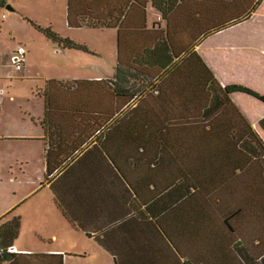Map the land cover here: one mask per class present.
Listing matches in <instances>:
<instances>
[{
  "label": "trees",
  "instance_id": "1",
  "mask_svg": "<svg viewBox=\"0 0 264 264\" xmlns=\"http://www.w3.org/2000/svg\"><path fill=\"white\" fill-rule=\"evenodd\" d=\"M261 2L68 0L69 27L117 28L120 57L114 79L48 81L42 91L49 139L45 180L85 158L96 133L120 171L118 165L131 155L121 156L114 146L120 126L134 120L138 142L161 148L160 154L134 157L180 168L186 186L181 225L202 229L204 244L181 256L185 264H264V141L231 99L242 92L264 102V95L242 85L223 86L194 49L202 38L247 19ZM6 3L0 0V7ZM149 3L162 14L164 27L156 22L157 28L148 29ZM37 27L65 48L84 49L50 27ZM64 88L71 96L60 101L55 93ZM260 124L264 130V118ZM157 223L179 225L177 218ZM19 233V217L0 226V264H49L47 254L6 251Z\"/></svg>",
  "mask_w": 264,
  "mask_h": 264
},
{
  "label": "crops",
  "instance_id": "2",
  "mask_svg": "<svg viewBox=\"0 0 264 264\" xmlns=\"http://www.w3.org/2000/svg\"><path fill=\"white\" fill-rule=\"evenodd\" d=\"M146 21L148 29L157 28L156 22L161 27L166 24L150 3ZM182 22L186 23V19ZM99 29L117 30L113 76L72 80L49 77L44 87L41 84L26 89L22 98L30 104L29 111L35 110L34 118L4 115V107L16 101L13 94L6 98L5 92L0 102V226L19 217L20 233L13 242L18 251L15 254H47L51 256L49 264H61L60 261L69 264L70 257L92 260L91 251L96 253L94 258H103V264H117V261L119 264H185L181 256L196 253L192 246L204 244L200 237L202 229L181 225V215L186 217V205L182 203L186 200V195L182 197L186 186L180 168L141 162L134 157V154L161 152V148H145L138 142V128L133 125L136 121L127 119L120 126L122 136L114 147L121 156L131 155L118 165L120 171L112 165L107 149L97 141L101 133H96L86 147L90 151L85 158H77L65 174L45 180L49 139L43 124L47 99L42 91L50 80L70 83L115 78L120 57L119 31ZM194 49L223 86L242 85L264 95V0L247 19L202 38ZM27 70L25 64L17 72L7 60L0 59V79L14 76L41 79L27 77ZM71 92L64 88L55 94L61 101L70 97ZM231 99L264 141L260 124L264 102L242 92L233 93ZM138 102L136 99L127 109ZM164 217L177 218L179 225L159 226L157 222ZM70 239L77 241L78 247L70 248ZM47 241L52 244L47 245ZM88 241L98 243L92 246L86 244Z\"/></svg>",
  "mask_w": 264,
  "mask_h": 264
},
{
  "label": "rangeland",
  "instance_id": "3",
  "mask_svg": "<svg viewBox=\"0 0 264 264\" xmlns=\"http://www.w3.org/2000/svg\"><path fill=\"white\" fill-rule=\"evenodd\" d=\"M66 2L67 0H7L5 6L0 7V57L3 61L7 60L15 71L21 72L14 65L13 59L21 47L25 48L27 55L22 70L26 64L27 77L41 78H1L0 87H4L6 98L11 94L16 97L15 102L4 107V115L34 118L35 110L29 111L30 104L23 100V93L26 89H35L41 84L44 87L49 77L72 80L114 75L117 62V30L87 26L81 29L69 28ZM37 26L50 27L61 38L69 39L84 49L65 50L63 43L55 42ZM96 242L88 241L86 244L93 246L98 243ZM69 243L72 244L70 248L78 247L77 241L70 239ZM46 244L50 246L52 243L47 241ZM89 253H93L92 260L89 257H70L69 264H103V258H94V251Z\"/></svg>",
  "mask_w": 264,
  "mask_h": 264
},
{
  "label": "built area",
  "instance_id": "4",
  "mask_svg": "<svg viewBox=\"0 0 264 264\" xmlns=\"http://www.w3.org/2000/svg\"><path fill=\"white\" fill-rule=\"evenodd\" d=\"M25 57H26V50L24 48H20L17 52V55L13 59V63L16 66L18 70H21L23 68V65L25 63ZM1 59V57H0ZM5 94V89L4 87H0V102ZM8 251L11 253H18L16 248L14 246H10L8 248Z\"/></svg>",
  "mask_w": 264,
  "mask_h": 264
},
{
  "label": "water",
  "instance_id": "5",
  "mask_svg": "<svg viewBox=\"0 0 264 264\" xmlns=\"http://www.w3.org/2000/svg\"><path fill=\"white\" fill-rule=\"evenodd\" d=\"M9 8H10V6H9Z\"/></svg>",
  "mask_w": 264,
  "mask_h": 264
}]
</instances>
